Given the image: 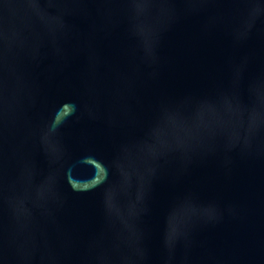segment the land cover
Masks as SVG:
<instances>
[{
    "label": "water",
    "instance_id": "obj_1",
    "mask_svg": "<svg viewBox=\"0 0 264 264\" xmlns=\"http://www.w3.org/2000/svg\"><path fill=\"white\" fill-rule=\"evenodd\" d=\"M0 264H264V0H0Z\"/></svg>",
    "mask_w": 264,
    "mask_h": 264
}]
</instances>
